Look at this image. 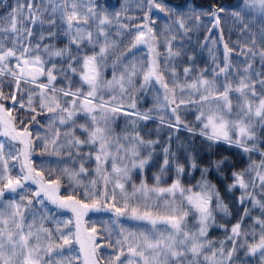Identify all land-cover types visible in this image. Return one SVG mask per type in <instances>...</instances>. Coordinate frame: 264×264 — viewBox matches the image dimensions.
Segmentation results:
<instances>
[{"label": "snow or ice", "instance_id": "snow-or-ice-1", "mask_svg": "<svg viewBox=\"0 0 264 264\" xmlns=\"http://www.w3.org/2000/svg\"><path fill=\"white\" fill-rule=\"evenodd\" d=\"M0 264H264V0H0Z\"/></svg>", "mask_w": 264, "mask_h": 264}, {"label": "trees", "instance_id": "trees-1", "mask_svg": "<svg viewBox=\"0 0 264 264\" xmlns=\"http://www.w3.org/2000/svg\"><path fill=\"white\" fill-rule=\"evenodd\" d=\"M111 2L113 3H116L117 7L119 6V3L121 2V0H111ZM195 2L197 4H200V3H210L211 0H195ZM146 6V5H145ZM134 10V9H133ZM138 15H140L139 12H137ZM237 39V36L235 37ZM192 40L193 42L196 41V39H194L192 37ZM186 59V58H185ZM210 58H209V55H208V52H206V50L204 49V51L200 54V59L198 60V64L200 67H204V62L205 61H208ZM182 67L183 65L180 66V70L182 71ZM149 92L148 91L147 93H144V92H141V93H138V108L143 111L144 109L150 107V101H149ZM194 117H188L189 120L193 119ZM123 123V121H121V124ZM148 128H151V129H155L156 128V125L155 123H152V124H149L148 125ZM144 131H147V129H144ZM187 133L184 132V131H181L177 134V137L178 138H183L184 136H186ZM168 136V131L165 129V130H162L161 132V139H166ZM173 144L175 145V141L173 142ZM217 151H220V149H217ZM212 157H210L209 155H207V149L205 148V151L202 152L200 154V156L198 157V160L199 161H207L208 159H210ZM200 173L199 171H196L195 172V176L196 177H199ZM213 175H215V173H213ZM194 182V181H193ZM214 183H217L216 180H213ZM229 181H222L219 183V187L221 188V194L224 195V192H223V185L228 183ZM240 193H239V190H237L234 194L230 195L227 197L226 199V202L229 203L230 205V209L232 210V212L234 214H238V212H242L243 211V208H240L238 206V203L236 202L235 200V197L239 196ZM250 206V204H249ZM231 222H235L234 219L231 220ZM247 221H245L246 223ZM231 226V223L228 224V227ZM219 233L218 232H213L212 235L216 236L218 235Z\"/></svg>", "mask_w": 264, "mask_h": 264}, {"label": "rangeland", "instance_id": "rangeland-1", "mask_svg": "<svg viewBox=\"0 0 264 264\" xmlns=\"http://www.w3.org/2000/svg\"><path fill=\"white\" fill-rule=\"evenodd\" d=\"M133 11H135V9H134ZM137 12H138V11H135V14H137ZM137 15H138V14H137ZM140 15H141V13H140ZM222 23H223V21H222ZM229 23H230V22H229ZM208 26L211 27L210 22H209V25H208ZM203 31H204V30H203V26H202V30H201V32H200V33H195V32H193V33H192V37H193L194 39H196V38H197V35H199V38H200V39H203ZM224 35H225V39L227 40V39L229 38V33H228L226 27H225V30H224ZM235 37H236V34H235V32H233V34L231 35V39H232V40H235V39H236ZM204 49L206 50V52H208L207 47H205ZM161 51H163V49H161ZM208 55H209V53H208ZM217 55H219L220 58L222 59V55H223V47H222V45L220 46ZM233 55H235V53H233ZM145 58H146V57H145ZM153 96H154V92L150 91V92H149L150 106H151L152 103H153ZM182 114H183V113H182ZM246 224H247V222H246ZM229 227H230V226H229ZM219 234H220V233H219ZM219 234H218V235H219ZM212 236H214V235H212ZM216 236H217V235H216Z\"/></svg>", "mask_w": 264, "mask_h": 264}]
</instances>
